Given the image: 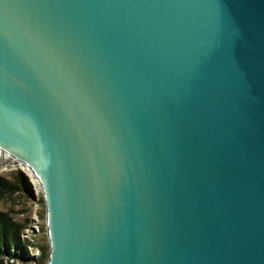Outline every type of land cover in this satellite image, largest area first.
Listing matches in <instances>:
<instances>
[{
    "label": "water",
    "instance_id": "obj_1",
    "mask_svg": "<svg viewBox=\"0 0 264 264\" xmlns=\"http://www.w3.org/2000/svg\"><path fill=\"white\" fill-rule=\"evenodd\" d=\"M0 150L47 264H264V0H0Z\"/></svg>",
    "mask_w": 264,
    "mask_h": 264
},
{
    "label": "rangeland",
    "instance_id": "obj_2",
    "mask_svg": "<svg viewBox=\"0 0 264 264\" xmlns=\"http://www.w3.org/2000/svg\"><path fill=\"white\" fill-rule=\"evenodd\" d=\"M13 158L4 159L0 157V175L6 176L11 180H15V173L17 171H21L25 177L27 178L32 194L28 193L24 188L20 187L17 191L13 193H7L5 196L0 198V210L7 211L12 215L14 220L24 222L27 217H29L28 226L33 225L30 223V219L33 213V205L32 199L34 197V188H37L35 184L31 181V179L18 167L14 166ZM42 191L41 188L39 190V196L41 197ZM41 217L40 222L35 228H31V230H25L20 234L21 243L20 248L16 247L14 250L19 252L21 258L11 257L8 254L0 257L3 259L5 264H39L38 258L42 255V250L34 247L30 244L32 243H40L42 245L49 244L47 233H46V220H45V206H43L40 210ZM39 253V255L37 254ZM47 264V263H41Z\"/></svg>",
    "mask_w": 264,
    "mask_h": 264
},
{
    "label": "trees",
    "instance_id": "obj_3",
    "mask_svg": "<svg viewBox=\"0 0 264 264\" xmlns=\"http://www.w3.org/2000/svg\"><path fill=\"white\" fill-rule=\"evenodd\" d=\"M15 180H11L6 176L0 175V198L5 196L7 193H13L20 187L24 188L28 193L32 194L30 184L21 171L15 173ZM44 202V199H42ZM29 217L24 222L14 220L12 215L7 211L0 210V257L9 255L11 257L21 258L19 252L21 247L20 234L27 227ZM42 250V255L38 258L41 263H48L50 248L49 244L42 245L40 243H33ZM19 247L20 250L17 252L14 250ZM0 264H5L3 259L0 258Z\"/></svg>",
    "mask_w": 264,
    "mask_h": 264
},
{
    "label": "built area",
    "instance_id": "obj_4",
    "mask_svg": "<svg viewBox=\"0 0 264 264\" xmlns=\"http://www.w3.org/2000/svg\"><path fill=\"white\" fill-rule=\"evenodd\" d=\"M40 188H41L40 185H39V189L36 190L34 188V197L32 199L33 213H32L31 219H30V223H32L33 225H30V226L27 225V227L24 229V231L26 229L29 231V230H31V228H35V226L38 225L39 222H40V217H41L40 210H41V208L43 206H45V203L42 200L43 199V195L41 197L39 196V190H40ZM45 220H46V218H45ZM30 244L39 249V247L38 246H35L32 243V241H30ZM39 253H40V249H39ZM39 253H37V254L39 255ZM39 264H41V262H39Z\"/></svg>",
    "mask_w": 264,
    "mask_h": 264
},
{
    "label": "bare ground",
    "instance_id": "obj_5",
    "mask_svg": "<svg viewBox=\"0 0 264 264\" xmlns=\"http://www.w3.org/2000/svg\"><path fill=\"white\" fill-rule=\"evenodd\" d=\"M0 157L4 158V159H8V158H13L14 161V166L20 168L33 182V184H35V186L37 188H35L36 190L39 189V181L36 177V175L34 174V172L32 171V169L26 165L25 163L21 162L18 159H15L14 157H12L11 155H9L8 153L0 150Z\"/></svg>",
    "mask_w": 264,
    "mask_h": 264
}]
</instances>
